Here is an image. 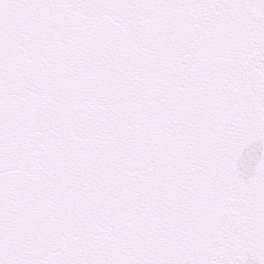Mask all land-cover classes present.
<instances>
[{
  "label": "snow or ice",
  "instance_id": "6c2138e0",
  "mask_svg": "<svg viewBox=\"0 0 264 264\" xmlns=\"http://www.w3.org/2000/svg\"><path fill=\"white\" fill-rule=\"evenodd\" d=\"M0 264H264V0H0Z\"/></svg>",
  "mask_w": 264,
  "mask_h": 264
}]
</instances>
